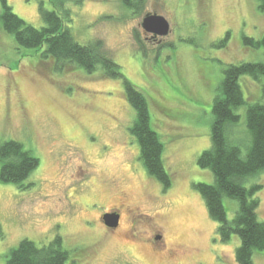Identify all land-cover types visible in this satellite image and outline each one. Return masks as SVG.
Segmentation results:
<instances>
[{
  "label": "rangeland",
  "instance_id": "1",
  "mask_svg": "<svg viewBox=\"0 0 264 264\" xmlns=\"http://www.w3.org/2000/svg\"><path fill=\"white\" fill-rule=\"evenodd\" d=\"M7 1L37 28L43 25L39 7L52 8L48 0ZM257 5V0H145L138 13L121 0L66 5L74 38L81 44L100 40L146 95L172 177L166 190L139 160L129 131L135 111L121 79L77 66L58 71L54 60L18 46L0 26V143L15 139L39 158L26 188L0 182V264L22 239L43 245L56 236L69 250L67 264H238V237L221 242L218 224L193 184L213 182L197 159L211 144L213 97L223 69L264 61L263 47L242 40L264 34V12ZM147 13L166 18V36L144 32ZM239 83L246 101L264 103V76L244 75ZM239 113L245 129V106ZM254 183L261 185L257 213L264 220V171L245 185ZM224 205L232 218L236 202L225 199ZM111 209L122 215L114 231L100 223ZM253 262L264 264V252H256Z\"/></svg>",
  "mask_w": 264,
  "mask_h": 264
},
{
  "label": "trees",
  "instance_id": "2",
  "mask_svg": "<svg viewBox=\"0 0 264 264\" xmlns=\"http://www.w3.org/2000/svg\"><path fill=\"white\" fill-rule=\"evenodd\" d=\"M48 1L52 8L39 7L43 25L37 28L15 14L7 0H0L1 29L10 34L18 46L41 51L38 53L42 58L54 60L58 71L77 66L88 74L100 71L104 77L121 79L125 98L135 111L129 131L139 146V160L146 173L166 190L172 184V177L162 159L164 145L152 126L146 95L124 76L121 66L104 50L100 40L81 44L74 38L69 27L71 13L66 5L81 0ZM121 1L132 13L140 12L145 4V0ZM257 2V8L264 12V0ZM227 37L229 34L222 44ZM242 40L246 46L264 48V34L260 39L243 36ZM244 75L253 79L264 76V61L229 64L223 69L213 97L211 144L197 159L199 167L212 172L213 182L193 185L204 199L209 216L218 224L216 232L221 242L238 237L237 263L254 264L253 255L264 252V220L258 218L259 199L256 197L261 185L254 183L246 187L245 184L264 171V103L246 101L239 83ZM243 106L245 129L239 124V109ZM38 165V156L21 142L7 139L0 143V182L26 188L24 181ZM225 199L237 205L230 219ZM3 236L0 224V239ZM68 259L69 250L62 246L60 236L43 245L24 238L9 250L5 264H67Z\"/></svg>",
  "mask_w": 264,
  "mask_h": 264
},
{
  "label": "water",
  "instance_id": "3",
  "mask_svg": "<svg viewBox=\"0 0 264 264\" xmlns=\"http://www.w3.org/2000/svg\"><path fill=\"white\" fill-rule=\"evenodd\" d=\"M141 27L144 32L151 34L153 37L166 36L170 31L169 22L162 15L156 13H147L144 15ZM118 214L116 213H104L102 220L107 227H116L118 224Z\"/></svg>",
  "mask_w": 264,
  "mask_h": 264
},
{
  "label": "flooded vegetation",
  "instance_id": "4",
  "mask_svg": "<svg viewBox=\"0 0 264 264\" xmlns=\"http://www.w3.org/2000/svg\"><path fill=\"white\" fill-rule=\"evenodd\" d=\"M154 39V38H153ZM104 213H116V214H118V224H117V226L116 227H113V228H111V227H107L105 224H104V222H103V220H102V215L104 214ZM100 217H101V224L104 226V228H105V230L106 229H109V230H111V231H114V230H116V229H118L119 228V226H120V224H121V219H122V215H121V212H120V210H118V209H114V210H109V211H106V212H104ZM154 240L155 241H160L161 240V235H156L155 237H154ZM159 243V242H158ZM155 245H156V243H154ZM158 246V245H157ZM160 246H158V248H159Z\"/></svg>",
  "mask_w": 264,
  "mask_h": 264
}]
</instances>
